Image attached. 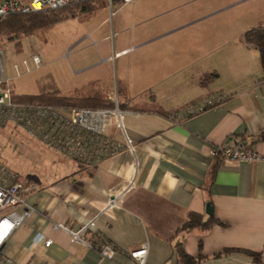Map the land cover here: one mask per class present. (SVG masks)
<instances>
[{
	"label": "crops",
	"instance_id": "obj_1",
	"mask_svg": "<svg viewBox=\"0 0 264 264\" xmlns=\"http://www.w3.org/2000/svg\"><path fill=\"white\" fill-rule=\"evenodd\" d=\"M224 1L220 8L181 14L180 0L115 3L110 17L127 9L117 20L121 29L128 20L140 26L103 50L102 62L112 64L115 79L96 75L91 82L103 83L105 92L84 96L95 105L109 102L110 109L117 102L133 150L94 167L57 155L38 177L19 179L34 211L2 246L14 264H136L129 254L143 244L145 264H177L179 243L185 254L200 257L197 264H264V159L212 156L229 140L264 155V141L256 140L264 131L263 71L257 50L242 41L246 31L264 25V0ZM209 74L216 77L201 84ZM209 99L216 102L206 106ZM192 104L202 109L180 114ZM116 123L111 118L104 135L123 145ZM117 197L118 205L108 209ZM189 214L213 223L179 231ZM90 223L85 240L111 244V260L53 228L75 232Z\"/></svg>",
	"mask_w": 264,
	"mask_h": 264
},
{
	"label": "rangeland",
	"instance_id": "obj_2",
	"mask_svg": "<svg viewBox=\"0 0 264 264\" xmlns=\"http://www.w3.org/2000/svg\"><path fill=\"white\" fill-rule=\"evenodd\" d=\"M226 4L224 0H180L176 14L212 10ZM84 6L85 10H76L72 16L47 29L10 42L6 36L0 38L4 77L10 83L13 96L52 92L72 96L75 90V96L105 92L103 83L91 82L96 75L115 79L112 64L102 62L103 50L121 37L131 35L140 24L137 20H128L124 30L121 29L117 20L127 9L110 17L117 9L115 2L109 5L106 0H95ZM33 56L41 60L39 69L33 68ZM23 62L30 71L27 72ZM57 155L32 140L20 127L0 126V165L20 180L38 177L44 167L53 166Z\"/></svg>",
	"mask_w": 264,
	"mask_h": 264
},
{
	"label": "built area",
	"instance_id": "obj_3",
	"mask_svg": "<svg viewBox=\"0 0 264 264\" xmlns=\"http://www.w3.org/2000/svg\"><path fill=\"white\" fill-rule=\"evenodd\" d=\"M95 0H0V19L14 14H30L55 11L63 8L93 2ZM109 5L112 0H106ZM130 0H124L129 2ZM34 69H39L41 60L32 57ZM27 72V63L23 62ZM15 70L17 67L15 66ZM112 109H63L45 104L15 101L8 80L4 77L3 57L0 51V126L12 124L20 127L32 140L45 149L55 152L76 164L94 167L99 162L119 154L123 149L132 151L133 143L126 136L122 123L123 112L116 101ZM215 99L205 101L206 106H212ZM199 104L187 105L180 114L189 116L200 111ZM116 119L117 128L124 135V144L117 143L113 138L104 135V129L110 119ZM213 157L234 162H253L264 159V155L247 148L237 140H229L212 152ZM29 188L19 180L18 176L0 165V264H14L2 252L3 244L11 234L20 227L27 216L34 211L26 206L24 196ZM118 205V197L111 199L107 208ZM24 207L22 213L17 208ZM92 226L87 224L78 231L72 232L65 226L54 225L55 230H62L70 235L73 244H79L87 249L98 252L102 259L111 260L115 248L106 242L98 240L95 243L86 241L84 234ZM50 241L45 242L49 247ZM148 247L143 244L137 250L130 252V257L136 264H145Z\"/></svg>",
	"mask_w": 264,
	"mask_h": 264
},
{
	"label": "trees",
	"instance_id": "obj_4",
	"mask_svg": "<svg viewBox=\"0 0 264 264\" xmlns=\"http://www.w3.org/2000/svg\"><path fill=\"white\" fill-rule=\"evenodd\" d=\"M115 3H124V0H112ZM90 3V2H88ZM87 4V3H84ZM84 4L76 5L73 7L63 8L55 11H46L30 14H14L0 19V38L7 37V42L20 39L22 35H29L36 31L47 29L65 18L72 16L76 10H85ZM242 41L245 45L250 46L257 50L260 58V63L263 71L264 80V25L252 28L246 31L242 36ZM6 42V43H7ZM2 44H0L1 48ZM216 77L215 74L204 75L201 77V84L206 85ZM15 101L45 104L55 108L74 109H110L111 103L104 102L101 105H95L92 103V99L83 95L80 96H64L59 92L44 93L40 95H24L20 97L13 96ZM161 115H167L164 112H159ZM257 142L264 141V131L256 137ZM220 158V157H215ZM211 181L214 179V173H211ZM213 223V219L210 218L206 222H203L200 215L189 214L188 220L181 226L179 231L190 232L193 229H207ZM177 253V264H197L200 257H190L185 254L181 243L175 246ZM231 250H225L223 253H228ZM248 255L258 261L257 254L246 252ZM218 256V255H217Z\"/></svg>",
	"mask_w": 264,
	"mask_h": 264
},
{
	"label": "water",
	"instance_id": "obj_5",
	"mask_svg": "<svg viewBox=\"0 0 264 264\" xmlns=\"http://www.w3.org/2000/svg\"><path fill=\"white\" fill-rule=\"evenodd\" d=\"M205 213H206V215L209 216V217L212 215V209H211V207H210L209 204L206 205Z\"/></svg>",
	"mask_w": 264,
	"mask_h": 264
}]
</instances>
